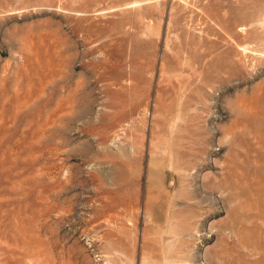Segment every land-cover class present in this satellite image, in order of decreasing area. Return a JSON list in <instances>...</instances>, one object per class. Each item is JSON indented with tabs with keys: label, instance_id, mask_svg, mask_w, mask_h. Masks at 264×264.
<instances>
[{
	"label": "rangeland",
	"instance_id": "374dc122",
	"mask_svg": "<svg viewBox=\"0 0 264 264\" xmlns=\"http://www.w3.org/2000/svg\"><path fill=\"white\" fill-rule=\"evenodd\" d=\"M0 264H264V0H0Z\"/></svg>",
	"mask_w": 264,
	"mask_h": 264
}]
</instances>
